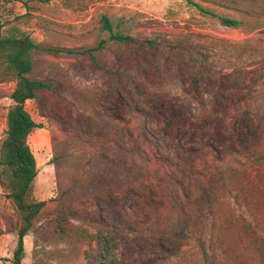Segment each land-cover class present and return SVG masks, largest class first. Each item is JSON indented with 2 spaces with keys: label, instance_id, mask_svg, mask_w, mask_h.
Returning <instances> with one entry per match:
<instances>
[{
  "label": "rangeland",
  "instance_id": "rangeland-1",
  "mask_svg": "<svg viewBox=\"0 0 264 264\" xmlns=\"http://www.w3.org/2000/svg\"><path fill=\"white\" fill-rule=\"evenodd\" d=\"M213 1L203 5L262 27H223L184 0L0 3L5 28L57 50L35 58L33 77L51 90L25 103L41 127L28 137L33 196L47 203L40 223L70 208L91 231L113 227L119 264H264V15ZM235 2L264 9V0ZM102 15L132 40L113 45L98 32ZM219 40L245 48L222 56ZM96 47L95 61L83 54ZM13 89L0 75V140ZM72 136L81 144L63 168L60 201L52 144ZM17 223L0 187V229ZM33 240L24 238L22 264ZM15 245L0 236V264H11Z\"/></svg>",
  "mask_w": 264,
  "mask_h": 264
},
{
  "label": "trees",
  "instance_id": "trees-1",
  "mask_svg": "<svg viewBox=\"0 0 264 264\" xmlns=\"http://www.w3.org/2000/svg\"><path fill=\"white\" fill-rule=\"evenodd\" d=\"M19 1L0 0V3L9 4ZM184 1L201 16L213 18L223 27L235 29L245 23L249 25L251 31L262 27L258 18L246 22L232 15L218 14L203 5L211 4L213 0ZM215 2H222L221 7L247 18L264 15L263 7H249L246 3H236L235 0ZM97 28L99 33L109 35L113 45L123 46L132 40L129 35L119 30L115 31L112 22L105 15L98 19ZM215 44L214 47H218L222 56H225L224 53L230 54L237 48H245L243 44H231L220 40ZM99 48L86 50L83 54L95 61L96 57L93 53ZM43 52L55 53L57 50L43 47L18 27L5 28L0 23V75L14 82V89L9 97L12 104L6 113L5 132L0 140V187L18 216L14 232L5 233L0 229V236L14 234L16 237L11 264H22L25 257L24 238L30 232L34 235L31 264H76L82 258H91L95 264H119L120 237L113 227L102 226L96 231H91L89 227L79 223L75 211L70 208H64L61 214L40 223V217L47 203L38 201L33 196V182L37 169L28 137L33 130L41 127L26 111L25 103L36 100L40 93L51 90L50 83L33 77L35 58ZM51 69L56 71L57 67L53 66ZM80 144L79 137L75 136L65 142L52 144L51 164L60 201L67 193L62 179L63 168L73 160L68 156L70 151Z\"/></svg>",
  "mask_w": 264,
  "mask_h": 264
},
{
  "label": "crops",
  "instance_id": "crops-1",
  "mask_svg": "<svg viewBox=\"0 0 264 264\" xmlns=\"http://www.w3.org/2000/svg\"><path fill=\"white\" fill-rule=\"evenodd\" d=\"M12 237H13V238H16L14 234H12ZM13 250H14V249H13ZM24 250H25V249H24ZM25 253H26V251H25ZM4 256H5V255H0V258H4Z\"/></svg>",
  "mask_w": 264,
  "mask_h": 264
}]
</instances>
